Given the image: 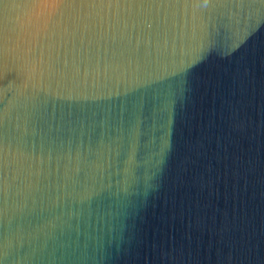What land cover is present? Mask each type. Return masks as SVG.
<instances>
[{"label": "water", "instance_id": "1", "mask_svg": "<svg viewBox=\"0 0 264 264\" xmlns=\"http://www.w3.org/2000/svg\"><path fill=\"white\" fill-rule=\"evenodd\" d=\"M49 2L51 95L0 103V243L18 264H264V0H112L100 22Z\"/></svg>", "mask_w": 264, "mask_h": 264}, {"label": "clouds", "instance_id": "2", "mask_svg": "<svg viewBox=\"0 0 264 264\" xmlns=\"http://www.w3.org/2000/svg\"><path fill=\"white\" fill-rule=\"evenodd\" d=\"M205 2L210 3V0ZM74 6L82 18L97 22L110 19L119 7L112 0H87ZM55 7L63 10L69 4L67 0H56ZM52 8L49 0H13L11 4L0 0V10L13 18L19 38L11 47H0V80L13 78L8 88L0 89V103H4L6 108L9 92L29 102L46 101L51 95V68L42 55V46L52 37L59 19V11L53 13ZM66 66L65 63L63 67ZM63 67L57 71H62ZM56 98L67 97L58 94ZM15 155V147L0 140V203L5 207L17 194L13 173ZM0 264H18V251L8 235L0 243Z\"/></svg>", "mask_w": 264, "mask_h": 264}]
</instances>
